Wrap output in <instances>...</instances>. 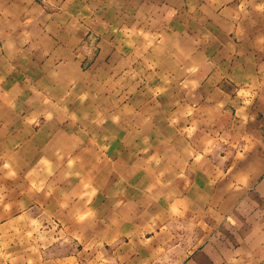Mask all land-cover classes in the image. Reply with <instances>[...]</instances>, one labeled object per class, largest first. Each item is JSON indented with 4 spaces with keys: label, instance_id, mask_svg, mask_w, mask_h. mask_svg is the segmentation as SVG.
Returning <instances> with one entry per match:
<instances>
[{
    "label": "rangeland",
    "instance_id": "rangeland-1",
    "mask_svg": "<svg viewBox=\"0 0 264 264\" xmlns=\"http://www.w3.org/2000/svg\"><path fill=\"white\" fill-rule=\"evenodd\" d=\"M200 1L110 0L114 7L101 6L99 18L113 37L91 39L83 86L46 104L52 117L14 119V149L0 144V264H50L52 256L71 258L65 264H162L154 262L158 250L166 264L171 248L158 243L202 221L192 206L186 214L191 109L177 104L188 85L185 71L173 70L188 64L191 41L178 38L188 20L199 28L209 15L213 23L193 41L209 49L214 39L223 1ZM193 61L196 69L203 56ZM44 106L36 103V114ZM14 187L17 213L8 205Z\"/></svg>",
    "mask_w": 264,
    "mask_h": 264
},
{
    "label": "crops",
    "instance_id": "crops-1",
    "mask_svg": "<svg viewBox=\"0 0 264 264\" xmlns=\"http://www.w3.org/2000/svg\"><path fill=\"white\" fill-rule=\"evenodd\" d=\"M222 1L209 49L193 41L213 23L209 15L199 28L188 20L178 34L191 41L188 64L173 68L185 71L188 85L177 104L191 109L186 214L192 206V215L202 221L182 225V232L172 229L165 245L158 243L160 249L171 248L166 264H264V0ZM200 2L212 6L210 0ZM113 5L110 0H0L1 145L14 149V135L21 131L14 130V119L52 117L46 104L66 102L69 92L83 86L93 68L92 62L85 69L91 39L113 37L99 8ZM196 55L203 62L194 69ZM63 86L62 96H54ZM36 103L45 105L42 113L36 114ZM194 118L198 125L189 122ZM18 192L14 187L8 204L14 213ZM163 255L158 250L154 262L163 264ZM146 259L138 255V262ZM48 260L71 262L61 256Z\"/></svg>",
    "mask_w": 264,
    "mask_h": 264
}]
</instances>
